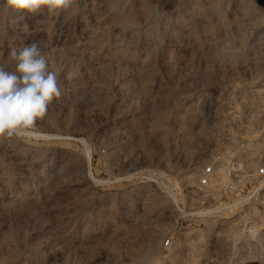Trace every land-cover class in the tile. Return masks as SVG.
Instances as JSON below:
<instances>
[{
  "label": "rangeland",
  "instance_id": "374dc122",
  "mask_svg": "<svg viewBox=\"0 0 264 264\" xmlns=\"http://www.w3.org/2000/svg\"><path fill=\"white\" fill-rule=\"evenodd\" d=\"M32 42L62 95L0 136V264H264V0L0 9V63Z\"/></svg>",
  "mask_w": 264,
  "mask_h": 264
},
{
  "label": "clouds",
  "instance_id": "9594fccd",
  "mask_svg": "<svg viewBox=\"0 0 264 264\" xmlns=\"http://www.w3.org/2000/svg\"><path fill=\"white\" fill-rule=\"evenodd\" d=\"M76 0H0L4 12L29 16L44 12L59 16L70 11ZM14 70L0 63V136H22L43 117L55 98L61 97L56 71L37 42L12 47Z\"/></svg>",
  "mask_w": 264,
  "mask_h": 264
},
{
  "label": "built area",
  "instance_id": "2783aa9c",
  "mask_svg": "<svg viewBox=\"0 0 264 264\" xmlns=\"http://www.w3.org/2000/svg\"><path fill=\"white\" fill-rule=\"evenodd\" d=\"M260 175L263 176L264 175V169H261L259 171ZM214 170L212 167H209L205 170V173H204V179H202L201 181V186L202 187H207L209 184H210V178L214 176ZM168 243H166L167 245Z\"/></svg>",
  "mask_w": 264,
  "mask_h": 264
},
{
  "label": "bare ground",
  "instance_id": "6f19581e",
  "mask_svg": "<svg viewBox=\"0 0 264 264\" xmlns=\"http://www.w3.org/2000/svg\"><path fill=\"white\" fill-rule=\"evenodd\" d=\"M160 118H163L162 116ZM261 148V147H260ZM143 252V251H142Z\"/></svg>",
  "mask_w": 264,
  "mask_h": 264
}]
</instances>
